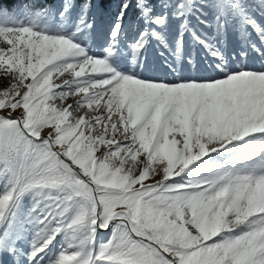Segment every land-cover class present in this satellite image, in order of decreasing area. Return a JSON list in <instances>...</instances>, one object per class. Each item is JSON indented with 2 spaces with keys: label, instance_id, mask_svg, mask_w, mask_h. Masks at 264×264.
<instances>
[{
  "label": "snow or ice",
  "instance_id": "snow-or-ice-1",
  "mask_svg": "<svg viewBox=\"0 0 264 264\" xmlns=\"http://www.w3.org/2000/svg\"><path fill=\"white\" fill-rule=\"evenodd\" d=\"M0 77V264H264V0H0Z\"/></svg>",
  "mask_w": 264,
  "mask_h": 264
},
{
  "label": "rangeland",
  "instance_id": "rangeland-1",
  "mask_svg": "<svg viewBox=\"0 0 264 264\" xmlns=\"http://www.w3.org/2000/svg\"><path fill=\"white\" fill-rule=\"evenodd\" d=\"M59 2H60V0L57 1L56 3H59ZM107 10H108V8L101 7L100 9L95 10V13L100 14V13L106 12ZM6 85H7V81H5L3 79V77H0V87L6 86Z\"/></svg>",
  "mask_w": 264,
  "mask_h": 264
},
{
  "label": "trees",
  "instance_id": "trees-1",
  "mask_svg": "<svg viewBox=\"0 0 264 264\" xmlns=\"http://www.w3.org/2000/svg\"><path fill=\"white\" fill-rule=\"evenodd\" d=\"M57 1H59V0H53L54 3H56ZM101 7H103V8H108V5H107V4H104V5H102Z\"/></svg>",
  "mask_w": 264,
  "mask_h": 264
}]
</instances>
